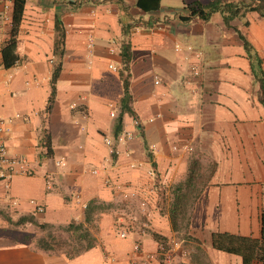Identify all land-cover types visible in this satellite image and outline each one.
I'll return each instance as SVG.
<instances>
[{
    "label": "crops",
    "instance_id": "obj_1",
    "mask_svg": "<svg viewBox=\"0 0 264 264\" xmlns=\"http://www.w3.org/2000/svg\"><path fill=\"white\" fill-rule=\"evenodd\" d=\"M217 1L249 3L159 0L145 12L137 0H26L18 59L4 68L12 0H0V119L8 154L27 171L0 178V213L45 228L81 225L92 239L74 256L0 245V264H241L213 250L210 235L259 237L264 110L254 61L264 73V18L186 19L188 4ZM125 46L133 115H122L115 135ZM205 159L211 170L201 181L195 169ZM192 170L190 184L205 188L181 231L170 212Z\"/></svg>",
    "mask_w": 264,
    "mask_h": 264
},
{
    "label": "trees",
    "instance_id": "obj_2",
    "mask_svg": "<svg viewBox=\"0 0 264 264\" xmlns=\"http://www.w3.org/2000/svg\"><path fill=\"white\" fill-rule=\"evenodd\" d=\"M144 1L146 5H144ZM26 0H12V13H11V29H10V37L3 46L1 50L2 60H3V66L4 68L11 67L16 61H17V55L15 54V47H16V34L17 29L19 26V23L21 21L23 10L25 6ZM159 0H137V6L141 8L145 12H152L156 11L159 8ZM188 10V16L186 19L198 17L200 19L206 20L210 14L214 12H221L223 15L224 22L227 24L228 19H231L232 17L238 16L239 12L241 11L242 14L245 12H256L260 17L264 18V0H249V3L247 5H239L234 6L231 4H222L220 1L210 3L209 5H202L199 2H193L187 5ZM243 41L245 49L248 51V45L247 42L243 39V37H240ZM62 39L63 34L60 37L59 44L62 45ZM122 57L123 62L122 66L119 70L120 76L122 78L123 82V98L120 103V114L117 119V126H116V134H118V131L121 128L122 123V115L124 113H128L130 115H133L131 109H130V95H129V74H128V64L130 61V54L128 47H123L122 51ZM255 64L257 68L259 69L258 75L255 76L256 80L259 83V93H258V99L263 107L264 110V73L260 69L261 62L259 59L255 60ZM60 69V65H58L55 68V71L52 75V97L54 95V83L57 78L58 71ZM52 97L49 100V107L50 103L52 102ZM148 158H150V155L147 154ZM194 171L192 170L189 173V178L187 180V183L184 187L179 186L177 189L182 194L179 195V197L176 198L175 203L173 204L172 210L170 212V220L171 225L173 229H177V219L182 218L181 216H186L190 213L193 204L196 201L197 196H199L201 190L195 189V185H191L193 178ZM196 192V193H193ZM196 196H190L194 195ZM190 206V207H189ZM188 208L190 210H188ZM182 218V219H183ZM9 220V219H8ZM186 221L189 222V215L186 218ZM15 224L17 225H23V224H32L36 225L39 228L45 229V225H37L34 222V219L32 217H20ZM259 224H260V230H259V237L258 238H252L250 236H241L237 234H231L227 232H213L210 235V246L213 250L222 252L228 255L239 257L241 260V264H253V263H259L264 264V194H263V206L259 213ZM67 231L71 230H83V236L89 240V244L86 248H84L81 251H78L75 255L83 252L87 248H90L92 246V239L89 237V234L87 231L81 226V225H74L69 224L66 227ZM156 239H160L155 235ZM43 242L38 246L40 249L44 251H50V247L47 246V244H44V240H41Z\"/></svg>",
    "mask_w": 264,
    "mask_h": 264
},
{
    "label": "rangeland",
    "instance_id": "obj_3",
    "mask_svg": "<svg viewBox=\"0 0 264 264\" xmlns=\"http://www.w3.org/2000/svg\"><path fill=\"white\" fill-rule=\"evenodd\" d=\"M229 2L230 1H227V3ZM202 163V170L195 169L196 173L199 176L198 180H201V177L206 178L211 170L209 168V159L203 160ZM203 188H205V185H195L196 192L197 190L202 191ZM190 196L195 197L196 194ZM188 210L190 209L188 208ZM181 217L183 218V216ZM182 218L177 219V228L181 231L185 230V227L187 225V215L184 216L183 219ZM0 220L2 221L0 223V245H9L25 242L35 244L38 247L41 243L43 245V242H41V240H44V244H47V246L50 247L51 251L61 252L66 254L67 256H74L78 251L83 250L89 244V240L85 238L82 234L83 230L67 231L66 228L41 229L38 226L32 224L17 225L15 224V222L9 221L7 217L2 213H0Z\"/></svg>",
    "mask_w": 264,
    "mask_h": 264
},
{
    "label": "built area",
    "instance_id": "obj_4",
    "mask_svg": "<svg viewBox=\"0 0 264 264\" xmlns=\"http://www.w3.org/2000/svg\"><path fill=\"white\" fill-rule=\"evenodd\" d=\"M111 116H113L111 114ZM6 133V122L3 119H0V178H10L11 176L18 174L21 170L23 173H27L25 170L26 168V161L22 158H14L11 157L7 149L5 147L4 137ZM104 142L107 146H111V140L108 138H104ZM93 174L96 173V171L92 172ZM36 211L38 213L43 212V208L37 206ZM120 237L124 238L125 233L121 232ZM135 250L138 251L139 247L136 245ZM158 251L160 255H162V259H164V255L166 254V246L164 243H159L158 245Z\"/></svg>",
    "mask_w": 264,
    "mask_h": 264
}]
</instances>
